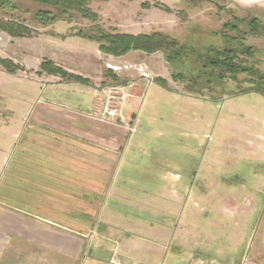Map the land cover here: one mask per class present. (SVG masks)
Here are the masks:
<instances>
[{
    "label": "rangeland",
    "instance_id": "obj_1",
    "mask_svg": "<svg viewBox=\"0 0 264 264\" xmlns=\"http://www.w3.org/2000/svg\"><path fill=\"white\" fill-rule=\"evenodd\" d=\"M18 6L13 19L36 30L26 38L0 32V57L20 67L15 74L0 69V198L10 208L67 226L71 221L60 219L65 205L58 204L54 213L49 204L20 200L47 197L46 186L54 182L59 201L69 190L98 199L102 212L132 219L130 226L113 222L131 234L127 249L138 261L134 264H264V98L255 93L220 97V88L203 95L188 92L161 53L103 55L98 44L71 37L88 21L39 28L30 15L37 6L26 0ZM90 8L108 31L162 32L188 40L197 35L196 41L216 48L225 46L219 34L225 23L257 19L259 36L236 24L246 31L245 46L259 52L254 60L264 69V0H107ZM7 17L0 12V18ZM225 34L236 37V32ZM50 61L91 85L38 74ZM106 70L126 83L111 86ZM158 78L167 82V90L154 82ZM111 87L119 92L110 94ZM246 87L227 84L230 90ZM108 98L118 115L102 122ZM97 105L100 111L93 110ZM67 115L73 125L66 124ZM97 122L100 133L117 140L107 136L102 144L83 136L94 135L90 126ZM30 135H69L58 139L59 147L84 151L68 156L60 148L48 151L45 140ZM96 147L105 149L104 177L68 167L69 161L97 159Z\"/></svg>",
    "mask_w": 264,
    "mask_h": 264
},
{
    "label": "trees",
    "instance_id": "obj_2",
    "mask_svg": "<svg viewBox=\"0 0 264 264\" xmlns=\"http://www.w3.org/2000/svg\"><path fill=\"white\" fill-rule=\"evenodd\" d=\"M18 1L0 0V12L11 16L7 17L8 19L0 18V32L11 38L30 37L36 29L25 24L22 20H15L12 17L19 13ZM26 1L37 6L34 13L30 15L33 24L39 28H48L59 22L72 24L77 20L88 21L89 26L73 29L74 33L71 37L98 44V49L103 55L120 58L131 52H140L146 55L161 53L164 62L173 69V77L184 83L188 92L203 95L204 92L214 93L216 88H220L223 92L220 93V97L255 93L264 98V69L260 67V63L254 60L259 52L252 47L245 46L247 33L241 30L242 28L240 29L241 25H245L250 36H259L262 25L257 19H253L247 24L240 21L241 25H239V20H235V23H225L219 32L225 46L216 48L206 46L202 41H196L194 38L197 35L188 40V38L179 39L162 32L133 35L105 30L99 23L98 15L91 10L90 4L107 0ZM236 21L239 24H236ZM227 31L236 32V37L229 38L225 34ZM50 34V36L62 40L66 38V36ZM0 69L8 74H15L20 67L11 60L0 57ZM44 73L60 78L63 83L91 85L89 80L69 74L51 61L41 65L38 74ZM104 77L111 81V86H121L126 83L111 70H106ZM239 77L243 79L239 81ZM154 82L160 88L168 89L164 79L158 78ZM228 82L246 84L248 87L230 90L227 88ZM213 100L218 102L217 98Z\"/></svg>",
    "mask_w": 264,
    "mask_h": 264
},
{
    "label": "crops",
    "instance_id": "obj_3",
    "mask_svg": "<svg viewBox=\"0 0 264 264\" xmlns=\"http://www.w3.org/2000/svg\"><path fill=\"white\" fill-rule=\"evenodd\" d=\"M130 54L143 53L131 52L126 56ZM114 74L116 75V73ZM116 76L121 78L118 75ZM101 109L100 105H97L95 109L93 108L95 111ZM64 120L66 124L68 123L67 125H70V123L73 125L74 120L69 115ZM96 124L90 126V130L94 135L83 136L103 144L107 136L111 137V135H105V132L100 133L98 122ZM54 129L52 130L54 131ZM52 130L51 132H53ZM68 136L30 135L29 138L35 141L45 140L46 144L44 145L47 146L48 151H52L51 147L55 151L60 148L65 156L72 155L75 152L77 154L78 152L79 154L82 153L83 149L78 151L72 147L66 149L59 147L58 139L67 138ZM17 137L18 135H13L14 139H17ZM118 137L112 135L111 138L116 141ZM96 152L94 154L97 159H84L76 164L69 161L71 164H68V167L72 171L97 172V179L104 177L108 169V165L105 163V149L102 150L100 147H96ZM0 155H3V152ZM57 184V182H54L52 185L48 184L46 186L49 188L47 197L43 199L32 197L29 201L27 199L20 200V203L38 204L40 206L49 204L53 206L54 213L58 204L65 205V213L60 219L70 220L71 223L68 224L70 226L57 224L54 219L49 218L51 216L43 217L42 215L26 212L22 207L10 208L5 202V198H0V264H81L84 258L88 259V264H130L132 261L138 262L132 259L135 257L130 256L127 249L129 247V235L131 234L121 231L118 224L113 222L117 219V221L126 222L130 226L132 225V219L118 216V214L115 215V213L106 214L105 211L102 212L103 204L100 200L84 199V195H76L77 193L71 190L62 197L63 200L59 201L56 197L58 193L56 188H59ZM29 185H36L37 188L41 187V184L37 183H30ZM69 187L71 188V185ZM91 204L96 206L91 208ZM134 262L132 263L134 264Z\"/></svg>",
    "mask_w": 264,
    "mask_h": 264
},
{
    "label": "built area",
    "instance_id": "obj_4",
    "mask_svg": "<svg viewBox=\"0 0 264 264\" xmlns=\"http://www.w3.org/2000/svg\"><path fill=\"white\" fill-rule=\"evenodd\" d=\"M119 88L115 87H111V90H109V93L111 94L112 92H115V93H118ZM111 99L113 100L114 97ZM112 100L110 102V98H108L107 100V104L105 106V108L103 109V111L101 112V114L99 115V120L104 122V121H110V120H113L118 114H117V110L115 107L112 106ZM81 264H88V259L87 258H84L82 261H81Z\"/></svg>",
    "mask_w": 264,
    "mask_h": 264
}]
</instances>
